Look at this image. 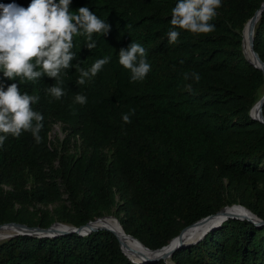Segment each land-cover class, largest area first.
Listing matches in <instances>:
<instances>
[{"label": "trees", "instance_id": "16d2710c", "mask_svg": "<svg viewBox=\"0 0 264 264\" xmlns=\"http://www.w3.org/2000/svg\"><path fill=\"white\" fill-rule=\"evenodd\" d=\"M263 1L221 0L210 21L213 32L176 29L178 41L169 44L177 0H71L70 11L87 7L110 30L93 37L91 50L77 38L60 100L46 92L56 83L52 78L21 83L0 73L5 87L15 82L21 92L40 96L33 109L44 117L41 143L23 132L19 138L9 135L0 146V224L79 226L114 214L125 232L155 249L226 205L241 204L264 220V124L249 114L263 94L264 74L242 50L244 24ZM30 2L0 0L25 8ZM131 42L146 49L151 65L145 79L134 83L118 63L119 50ZM253 42L264 61V10ZM105 56L110 63L78 85L76 65L88 70ZM192 72L200 75L199 82L184 79ZM77 94L88 102L77 103ZM130 109L135 114L124 123L122 114ZM56 121L78 137L75 153L52 146L49 132ZM37 204L57 206L49 212ZM170 260L264 264V225L229 218L200 241L176 250ZM0 264L166 263L131 261L115 235L99 229L84 236L1 240Z\"/></svg>", "mask_w": 264, "mask_h": 264}, {"label": "clouds", "instance_id": "9594fccd", "mask_svg": "<svg viewBox=\"0 0 264 264\" xmlns=\"http://www.w3.org/2000/svg\"><path fill=\"white\" fill-rule=\"evenodd\" d=\"M70 4L71 0H31L26 8L15 3L0 4V73L4 78L23 83L47 76L56 83L46 92L56 100L66 95L63 77L73 66L77 38L82 37L91 50L96 47L93 37L106 35L110 30V26L87 7L73 12ZM219 7L221 0H177L171 9L172 28L167 34L168 43L178 41L180 32L176 29L196 35L213 32L215 25L210 21ZM110 60V56L96 59L88 70L76 65L80 72L76 83L84 85ZM118 63L130 72L129 81L133 83L143 81L151 71L146 49L135 42L119 50ZM189 78L199 82L200 75L185 73L184 79ZM39 100V95L21 92L18 83L5 87L0 80V146L9 135L19 138L23 132H30L37 144L42 142L40 132L44 117L33 109ZM75 101L84 105L88 98L77 94ZM134 114V109L122 114L124 123H131L130 116Z\"/></svg>", "mask_w": 264, "mask_h": 264}, {"label": "water", "instance_id": "95a60500", "mask_svg": "<svg viewBox=\"0 0 264 264\" xmlns=\"http://www.w3.org/2000/svg\"><path fill=\"white\" fill-rule=\"evenodd\" d=\"M263 10H264V1L261 3L260 7L254 12V14L244 24V27L242 29V50H243L244 57L248 60V62L251 63L254 67L262 70V72L264 74V61L259 57L258 53L253 48L254 28H255V25H256L258 19L261 16V13ZM245 30H247L246 34H247V39H248V43H249V48L252 51V53L254 54L253 60L249 59L246 55V52H245V47H244ZM263 103H264V91H263L262 96L251 107L249 114L253 119L258 120L264 124V116L262 114ZM233 207H236L238 209L243 210L244 213L231 214V213L225 212L228 208H233ZM214 216H216L217 219H215V221L208 224V226L204 230H202L197 236H195L194 238H188L186 236V231L188 229H190L191 227L199 224L200 222L208 220ZM105 217L113 218L119 222L117 217H115L113 215H108V216H101V217L94 218L93 220H89L85 224H82L79 226H75L72 224H64V223H60V222H53L52 224H50L47 227H40V226H28L24 223H19V222H6V223L0 224V228L6 226V227H11V229L15 230L14 232H11V233H8L7 235H5V237H4L5 239L11 238V237H14L17 235H28L31 237H56V236L65 235L68 233H76L80 236H84V235H87L91 232L97 231L99 229L107 230V231H110L111 233H113L115 235V237L117 238V240L119 242V246H120L122 252L131 261L136 262V263H142V262H157L159 260H163L166 264H169L167 262V259H170L176 250L181 249V248H186L187 246L200 241L206 235L207 232L215 229L223 221H225L229 218H235V219H241V220L246 219V220L254 223L255 225H257L259 227L264 225V220L259 218L254 213H252L245 206H243L241 204H237V203L232 204V205H226V206L222 207L221 209H219L214 214L207 215V216L200 218L199 220L183 227L176 236L172 237L168 241L167 244H165L159 248H155V249L148 248L142 242H140L137 238H135L133 235H131L127 232H123L122 233L123 237H125L126 239H130V240L134 241L141 248V250L132 249L131 252L135 256V258H130L129 255L126 253L124 247H123L122 238L119 236V234L116 232L115 229L107 227L105 225L94 226L91 224L94 220L104 219ZM121 227H122V225H121Z\"/></svg>", "mask_w": 264, "mask_h": 264}, {"label": "bare ground", "instance_id": "6f19581e", "mask_svg": "<svg viewBox=\"0 0 264 264\" xmlns=\"http://www.w3.org/2000/svg\"><path fill=\"white\" fill-rule=\"evenodd\" d=\"M246 31L247 30H245V38H244L245 52H246L247 57L249 59L253 60L254 59V54L252 53V51L249 48V43H248ZM225 212L226 213H231V214L244 213L243 210L238 209L236 207L228 208ZM215 219H217L216 216H214V217H212V218H210L208 220H205L203 222H200L199 224L191 227L190 229H188L186 231V236L188 238H194L202 230H204L208 226V224H210L211 222L215 221ZM91 224L94 225V226L105 225L107 227L115 229L116 232L119 234V236L122 238L123 247H124L126 253L129 255L130 258H135V256L131 252L132 249H134V250L140 249L141 250L140 246L137 243H135L134 241H132L130 239H126L125 237H123L122 233L125 232V231L121 227L120 223L118 221H116L115 219L110 218V217H105L104 219L94 220ZM14 231L15 230L11 229V227H6V226L5 227H1L0 228V241L5 239L4 238L5 235H7L8 233L14 232Z\"/></svg>", "mask_w": 264, "mask_h": 264}, {"label": "rangeland", "instance_id": "374dc122", "mask_svg": "<svg viewBox=\"0 0 264 264\" xmlns=\"http://www.w3.org/2000/svg\"><path fill=\"white\" fill-rule=\"evenodd\" d=\"M263 89H264V87H263ZM49 139H50L53 147H56L58 149H62V150H64V152L72 154V153H75L77 151L76 146L79 143L78 137L76 135L70 134L69 129H66L64 127V124L60 121H58V122L56 121V122L51 123L50 132H49ZM55 164H57V163H55ZM5 188H7V187H5ZM63 198H66L65 194L63 195ZM57 204H47V205L37 204L36 208H40L41 210H47L49 212H52L53 209L57 206ZM30 209H33V208L30 207ZM108 215L115 216L114 214H106L103 216H108ZM99 217H101V216H99ZM54 222H59V221H54ZM60 223H64V222H60ZM64 224H69V223H64ZM138 250H140V249H138ZM167 262L169 264H173L170 259H167Z\"/></svg>", "mask_w": 264, "mask_h": 264}]
</instances>
